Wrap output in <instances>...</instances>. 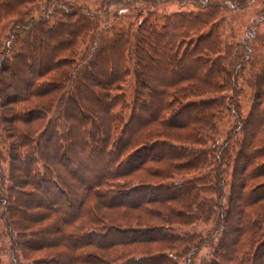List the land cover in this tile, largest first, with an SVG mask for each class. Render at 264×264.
<instances>
[{"label": "trees", "instance_id": "obj_1", "mask_svg": "<svg viewBox=\"0 0 264 264\" xmlns=\"http://www.w3.org/2000/svg\"><path fill=\"white\" fill-rule=\"evenodd\" d=\"M44 1L0 0V264H264V0Z\"/></svg>", "mask_w": 264, "mask_h": 264}, {"label": "rangeland", "instance_id": "obj_2", "mask_svg": "<svg viewBox=\"0 0 264 264\" xmlns=\"http://www.w3.org/2000/svg\"><path fill=\"white\" fill-rule=\"evenodd\" d=\"M53 2H59L60 4H72L75 7H78L82 10L86 11H94L98 8H100L106 0H52ZM108 1H113V2H119L116 5H109L108 11L111 14L116 10V8H119L122 10L125 15H131L132 10L126 11L125 9V4L130 3V9L133 7H140L141 4L138 3H133L135 0H108ZM51 2V1H50ZM41 6L37 8L33 12V15H37L38 13H41L45 9L44 4L45 1L41 0ZM105 7V6H104ZM192 7V4L190 2H186L185 5H178L177 3H169V4H164L161 5L157 8L158 12L164 13V12H170L178 9H190ZM259 5L257 3L252 2L250 5L245 7L244 9L241 10H232L227 12L226 16V25L224 27L223 34L226 39H230L232 36L234 39H239L243 36L245 33L246 29L248 26L251 24L253 18L255 17V9L258 8ZM102 10V9H101ZM119 10V11H120ZM9 23L10 22H4L3 24L0 25V35H4L6 33L7 29L9 28ZM132 92V87H129L126 91L128 99L131 96ZM244 108L246 107V104L243 102ZM246 109V108H245ZM224 126H226L223 123Z\"/></svg>", "mask_w": 264, "mask_h": 264}]
</instances>
